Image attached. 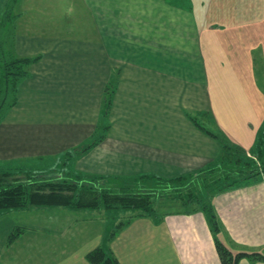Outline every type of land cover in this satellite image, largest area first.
I'll return each instance as SVG.
<instances>
[{"label": "crops", "instance_id": "obj_1", "mask_svg": "<svg viewBox=\"0 0 264 264\" xmlns=\"http://www.w3.org/2000/svg\"><path fill=\"white\" fill-rule=\"evenodd\" d=\"M7 1L0 0V14ZM43 1L37 9L46 14ZM83 1L87 30L80 39L39 35L36 30L7 38L15 56L39 59L29 65L30 76L19 85L17 103L0 123V168L59 178L70 174L103 186L105 179L123 183L140 176H191L215 164L222 148L195 122L253 153L264 123V98L252 84L223 91L222 82L242 80L244 73L253 81L254 68L260 65L264 77V0ZM228 43L245 47L240 69L233 58L219 57L222 50L227 53ZM205 48L211 50L212 78ZM223 73L226 80H221ZM109 82L114 91L109 129L101 141L79 152L99 131L103 90ZM211 82L217 87L211 89ZM249 98L259 106L257 115ZM238 113L251 115L242 124L244 142L235 134L233 114ZM69 151L74 153L65 160ZM209 202L220 226L217 234L198 209L162 215L154 210L155 217L128 218L126 223H132L126 229L148 227L144 244L150 248L143 250L118 245L105 226L116 218L111 222L103 212L56 206L0 211V264H90L86 255L97 247L119 264H172L173 256L178 264H221L215 240L232 254H263L264 177L213 190ZM91 221H98L103 232L82 234ZM52 223L56 226L48 228L55 232L46 231ZM159 224L166 231L164 249L157 240ZM17 227L23 231L8 246L7 238ZM238 264H264V259L243 257Z\"/></svg>", "mask_w": 264, "mask_h": 264}, {"label": "trees", "instance_id": "obj_2", "mask_svg": "<svg viewBox=\"0 0 264 264\" xmlns=\"http://www.w3.org/2000/svg\"><path fill=\"white\" fill-rule=\"evenodd\" d=\"M18 0H8L0 14V123L5 118L9 110L17 103V92L20 83L30 76L29 65L39 59L34 57H18L12 52L7 40L9 30L15 23L18 15L13 12ZM113 85L109 82L103 90L102 109L99 118V131L94 139L78 151L87 148L101 141L109 129L108 120L113 99ZM195 125L207 134L218 139L221 144V153L217 163L219 168L206 166L191 176H183L162 180V184L168 187H160L162 190L169 188L171 192L181 194V189L189 186L190 195L185 199L190 205H196L208 220V224L214 234L220 231V226L216 218L211 203L203 197L194 196L191 188L197 187V181H201L202 190L213 192L224 190L241 183H248L264 173V123L257 133L252 157H249L245 150L238 145L226 140L225 137L218 136L205 127L195 122ZM74 151L66 153L65 160H68ZM217 172V173H215ZM159 178L140 176L138 183L146 180ZM207 179V180H206ZM93 180H83L79 176L68 174L59 178L53 174H37L32 172L14 173L8 169L0 168V211L21 209L25 207H65L70 209H109L119 208L123 210H137L141 215L155 217L152 207V199L159 188H153L148 192H135V183L118 187L115 190L109 188H99ZM156 180V182H158ZM177 184V186H176ZM181 186V187H180ZM134 187V191L130 189ZM180 188V190H179ZM198 188H195L197 191ZM214 190V191H215ZM196 194H198L196 192ZM188 195V194H187ZM211 196V194H210ZM184 198V197H183ZM207 200V201H206ZM23 231L22 228H14L7 238V245H10ZM215 247L221 264H238L241 258L249 257L254 260L264 259L263 254L251 252H232L219 240H215ZM86 258L90 264H119L118 260L107 254L102 248L97 247L91 250Z\"/></svg>", "mask_w": 264, "mask_h": 264}, {"label": "rangeland", "instance_id": "obj_3", "mask_svg": "<svg viewBox=\"0 0 264 264\" xmlns=\"http://www.w3.org/2000/svg\"><path fill=\"white\" fill-rule=\"evenodd\" d=\"M39 0H18L14 6L13 12L15 14L18 15V17L21 16V19H19L18 23L17 21H15L14 25L10 28L9 30V34L8 37L11 36L12 33L14 34H19L21 35V33H33L34 30H36V33L45 35L46 33H48L50 36H60L66 39H76L80 37H84L86 30H87V25H86V21H87V17L85 14V6H84V1L83 0H44L43 3H45L44 8L47 11L46 14H41L38 13L39 10L37 9V6ZM25 16V17H24ZM30 20L31 22H37V23H29L26 24V20ZM40 20V23H39ZM29 26V28H28ZM222 44L220 46V48H222ZM244 48H238L235 49L232 46V43H228L227 44V53L225 54V52L222 50V52H220L219 57L222 59L227 58H233L235 60V62L237 63V65H235V67L237 68L238 66V62L239 60H242V54L244 51ZM206 61H207V70L208 73L210 74L211 78H212V74H213V70H214V65H213V61L210 55L211 50L209 51L207 48H205L203 50ZM213 52V51H212ZM216 52V51H214ZM258 55L257 51H254L253 53V58H256ZM223 63L225 64V66L228 68H233L232 66H228V64H226V60H223ZM241 66H238V69H240ZM262 68L261 65L257 66L254 68V74H252L253 76V81H249L251 80V75L249 74V76H247V74H243L244 76H242V80L240 79H235L233 78L231 81H223L222 82V88L223 91L225 89L231 88L232 89H249V87H251L250 85L252 84L254 88H256L257 90H259L260 94L263 96L264 98V77H263V73H262ZM234 69V68H233ZM249 73V72H247ZM241 75V73H240ZM228 76L223 73L222 74V79L221 80H226ZM237 82V83H236ZM242 83V84H241ZM218 83H214L211 82V89L216 88ZM216 86V87H215ZM249 101L251 103V105H254V99L253 98H249ZM260 101V100H259ZM248 104V103H247ZM261 108L263 107V103L260 102ZM254 109L257 115V111L259 109L258 105H254ZM234 115V124L238 127V129L235 130V134L236 135H242L241 139L244 141L247 140V136L244 134V129H243V122L245 120H247V118H249L251 115L249 114H242V113H238V114H233ZM194 121V120H193ZM196 121V120H195ZM202 122H204V120H201ZM206 126H209L208 123L205 124ZM239 128H242L243 130H240ZM208 130V128H207ZM210 131V130H208ZM244 134V135H243ZM217 135V134H216ZM220 136V135H219ZM249 157L253 158L252 155H250ZM211 168H219V163H215L213 164V166H210L208 169ZM217 173V172H215ZM261 177H264V173H261L260 175ZM259 177V176H258ZM258 177L254 180H257ZM156 180L158 181V179H154V180H146V182H142V183H138L136 180H132V181H126L123 183L117 182L115 180H110V179H105V181L103 182H107V185H102L101 181L95 180L94 183L99 187V188H109L112 190H115L118 187H124L125 185L127 186V184H132L136 185V187L141 188L140 190H138L137 188L135 189L134 187H130V189L132 191L139 193V192H148L147 190L152 191L153 188H156L159 186L162 188L165 186V184H162V179L159 178L160 181L156 182ZM207 180V179H206ZM253 180V181H254ZM201 181L202 180H198L196 185L197 187L193 186V188H191V190H193L192 192L194 193V196L197 197H203V199H207L208 201L210 200V192L207 191L205 192V190H202V186H201ZM119 185V186H113V184ZM103 186V187H101ZM177 186V184H176ZM168 187V186H165ZM181 187V186H180ZM161 188H159V192H157V194L155 195V197L152 199V207L154 208V210L157 211V213L159 215H162L163 213H171L172 211L176 212V211H183V209L185 210H189V211H193L195 209H197L196 205H190L187 202H185V199L188 198L190 195V188L189 186L185 187L183 190L181 189V194H179L178 192L173 193L171 191H169V188H165V190H162ZM195 188H198L197 191H195ZM117 190V189H116ZM180 190V188H179ZM215 190V189H212ZM196 192L198 194H196ZM188 194V195H187ZM184 197V198H183ZM206 200V201H207ZM173 202V203H172ZM181 202L184 203V207L181 206ZM161 207V208H159ZM91 211L92 209H82L80 212H84V211ZM85 211V212H86ZM89 211V212H90ZM94 212H103V215L109 216V218L111 219L110 221L112 222L114 218H116V221L113 222L111 225L110 224H106V227H109V234H115L117 237V244L120 245L122 248H133V249H137V250H143L145 248L149 249L150 248V244L145 245L144 242L147 239L145 236V233L148 231V227L147 226H140L139 229L137 228V230L132 226L130 227V229H126L131 223H126V221L128 220V218L130 217H137V216H146V215H141L140 211L137 210H123V209H113V208H109V209H105V208H101V209H95ZM77 214H82V213H77ZM35 216V215H34ZM79 216V215H78ZM148 216V215H147ZM150 218V216H148ZM35 219L33 217V215H31V219ZM51 219V218H50ZM52 220V219H51ZM50 222H54V221H50ZM92 222V221H91ZM85 223V227H84V233L82 234H90V233H97V232H103L102 228L100 227V224L98 221H93L92 223ZM123 223V224H120ZM1 226V225H0ZM56 224L52 223L50 224V226H45L46 229L48 227H55ZM60 227V226H57ZM125 227V228H124ZM142 227H144L143 229H141ZM98 228V229H97ZM49 230H46L48 232H55V230L53 228H48ZM57 232V231H56ZM145 232V233H144ZM158 233V243L161 244V248H167L166 247V231L165 228L162 227L160 224L158 225L157 228V232ZM86 235V236H87ZM149 235V234H148ZM218 239L221 238L220 235L217 236ZM111 243H113V241H110ZM147 242H150L149 239ZM13 243V242H12ZM11 243V244H12ZM154 242H151V248L153 246ZM9 246V245H8ZM175 249V248H174ZM165 251L169 252L170 249L168 248L165 249ZM240 251V250H239ZM253 251V250H250ZM175 252V256H176V251ZM261 252H263V256H264V249H261ZM169 255V253H168ZM170 257V256H169ZM4 260V259H3ZM173 260L174 262H172V264H178L177 261V257L175 258L173 256ZM5 262H9V258L6 260ZM158 264H161L158 261Z\"/></svg>", "mask_w": 264, "mask_h": 264}]
</instances>
